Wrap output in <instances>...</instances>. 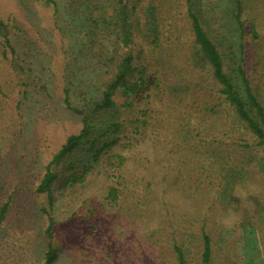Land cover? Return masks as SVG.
<instances>
[{
  "label": "rangeland",
  "instance_id": "obj_1",
  "mask_svg": "<svg viewBox=\"0 0 264 264\" xmlns=\"http://www.w3.org/2000/svg\"><path fill=\"white\" fill-rule=\"evenodd\" d=\"M57 1L58 13L38 0H0L1 16L22 53L20 59L9 56L0 67V204L15 193L1 231L0 264H43L48 219L38 211L33 187L67 136L82 128L81 115L64 103V90L70 87L73 94L79 93L73 100L78 106L98 98L101 70L112 68L110 57L119 44L116 20L111 10L103 9H112V1ZM199 1L214 5L203 13L204 22L232 58L230 67L243 65L264 99V0H243L244 30L234 20L235 0ZM160 3L142 0L141 21L146 25L142 34H155V7ZM178 6L181 19L174 16L173 23L163 27L172 29L164 37L165 46L175 66L169 65L170 76L181 74L189 82L192 39L183 16L186 5ZM254 23L260 37L252 33ZM173 27L179 31L174 33ZM20 63L32 69L28 83L15 68ZM26 88L28 93L23 94ZM190 93V104L198 106V76L192 77ZM152 108L156 121L161 118L158 98ZM163 125L169 139L165 153L155 146L157 127L149 126L145 140L132 133L135 127L127 126L84 187H69L64 172L55 185L53 214L61 249L54 264H177L176 237L189 244V262L199 264L204 226L213 241L211 264H264V147L235 148L226 143L221 158L210 154L213 149L206 158H198L190 155L193 151L174 150L175 117ZM112 153L124 154L126 162L119 165L109 157ZM121 171L131 190L137 189L134 177L141 176V191L134 195L126 191L113 202L110 187ZM145 195L149 200L143 204ZM184 227L197 228L198 239L181 236Z\"/></svg>",
  "mask_w": 264,
  "mask_h": 264
},
{
  "label": "trees",
  "instance_id": "obj_2",
  "mask_svg": "<svg viewBox=\"0 0 264 264\" xmlns=\"http://www.w3.org/2000/svg\"><path fill=\"white\" fill-rule=\"evenodd\" d=\"M38 1L47 6L53 5L56 12H59L57 0ZM110 1L114 3L111 6L113 8L106 6L103 9L111 10V16L116 20L120 44L110 57L113 66L108 70H101L103 80L100 83V96L91 97L93 93L88 90L87 94L91 98L84 106H78L73 101L79 90L75 89L77 94H73L70 87L65 88L64 103L69 109L81 115L82 128L67 136L33 187L34 194L39 199L38 211L48 219L43 264H54L61 249L55 235L58 221L53 214L56 183L66 171V183L69 187H84L89 175L121 139L120 133L124 132V129L127 130V126L135 127L132 133L134 135L140 133L145 140L149 126L152 129L157 127L155 146L160 148V153H165L167 145H164L166 144L164 142L169 140L165 133L167 128L165 129L163 124L167 118L174 117L177 127L174 150L186 152L190 150L193 151L190 155L197 154L198 158L203 155L206 158L213 149L210 154L221 158L226 143L233 147H264V99L259 89L251 83L243 65L239 63L237 67H230L232 58L222 51L207 29L203 13L212 11L214 5L210 6L199 0H160L161 3L155 7L157 29L154 35H150L147 32L142 34L146 30V25L144 27L141 21L142 0ZM178 3L186 5L183 16L189 25L188 37L192 39L191 51L187 58L188 71L191 74L189 82H186L185 76L181 74L170 76L169 65L173 66L170 64L173 59L172 54L167 51L164 39L172 29L163 27L171 25L174 16L181 19L180 15L176 14ZM164 5L167 9L161 10ZM234 7V20L244 30L243 0H235ZM171 11L174 12L173 16L169 15ZM173 31L177 33L179 28L173 27ZM252 33L260 37L255 23L252 25ZM13 38L9 23L0 13V67L5 66L3 62L8 60L9 56L10 59H15L17 55L19 59L21 58L22 53L17 50ZM177 42L178 40H174L173 44ZM15 68L23 72V81L27 82L32 69L22 63L15 65ZM194 76H198V106L191 105L189 97ZM45 86L47 87V84ZM27 93L26 88L23 94ZM155 98L159 99L161 113V118H157L156 121L152 120L151 115ZM0 102H3L2 98ZM109 157L116 158L119 165L125 163L127 158L121 153H112ZM115 177L117 183L111 185L108 195L113 202H118L120 194L126 191L132 195L136 191H141V176L134 177L137 183V189L134 188L136 191L128 187L129 179L125 178L122 171ZM148 200L149 197L146 195L141 197L143 204ZM14 201L15 193H12L0 204V236ZM196 229L184 227L179 232L183 233L181 236L198 239ZM201 231L204 248L199 264H211L212 237L205 226ZM176 238L173 246L177 264H191L187 258L189 244Z\"/></svg>",
  "mask_w": 264,
  "mask_h": 264
}]
</instances>
